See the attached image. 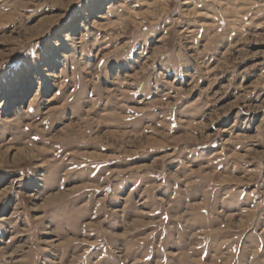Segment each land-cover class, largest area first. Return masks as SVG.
<instances>
[{"label":"rangeland","instance_id":"obj_1","mask_svg":"<svg viewBox=\"0 0 264 264\" xmlns=\"http://www.w3.org/2000/svg\"><path fill=\"white\" fill-rule=\"evenodd\" d=\"M0 264H264V0H0Z\"/></svg>","mask_w":264,"mask_h":264}]
</instances>
